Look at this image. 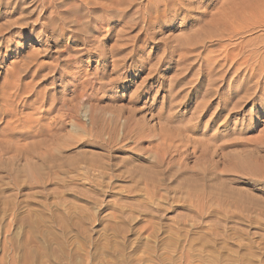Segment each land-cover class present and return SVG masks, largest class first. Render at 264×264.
<instances>
[{"label":"rangeland","instance_id":"374dc122","mask_svg":"<svg viewBox=\"0 0 264 264\" xmlns=\"http://www.w3.org/2000/svg\"><path fill=\"white\" fill-rule=\"evenodd\" d=\"M237 1L0 0V264H264V78L214 115L264 58Z\"/></svg>","mask_w":264,"mask_h":264},{"label":"bare ground","instance_id":"6f19581e","mask_svg":"<svg viewBox=\"0 0 264 264\" xmlns=\"http://www.w3.org/2000/svg\"><path fill=\"white\" fill-rule=\"evenodd\" d=\"M3 1V0H2ZM98 1V0H97ZM238 1H240V0H238ZM237 1V2H238ZM242 1V0H241ZM251 1V0H250ZM249 0L247 1H244V3L246 4V5H248V4H250L249 2H250ZM252 1H254V0H252ZM258 1V0H257ZM8 2V1H7ZM11 2V1H10ZM247 2H248V4H247ZM102 3H104V2H102ZM124 3V2H123ZM184 3V2H183ZM183 3H181V4H183ZM239 3V2H238ZM237 3V6L239 7V8H241L240 7V5ZM241 3H243V2H241ZM240 3V4H241ZM242 4L243 5V7L242 8H245L246 9V6H244L245 4ZM252 3V2H251ZM101 4V3H100ZM109 4H111V2L109 3ZM108 4V5H109ZM252 4H254V3H252ZM250 5L251 7H253V5ZM256 4V3H255ZM254 4V5H255ZM79 5V4H78ZM103 5H105L106 6V4H103ZM112 5V4H111ZM184 5V4H183ZM110 6V5H109ZM180 6H182V5H180ZM186 6V5H185ZM104 7V6H103ZM249 6H247V8H248ZM184 8V7H183ZM241 8V10L242 11H244V9H242ZM250 8V7H249ZM248 8V9H249ZM71 9V8H70ZM76 9H77V7H76ZM251 9V8H250ZM235 10V9H234ZM236 10H238V8H236ZM235 12H237V11H235ZM234 12V13H235ZM233 14V13H232ZM236 14V13H235ZM228 16V15H227ZM225 17V16H224ZM237 17V16H236ZM223 18V17H222ZM234 18H235V16H234ZM241 18V17H240ZM61 19V18H60ZM236 19V18H235ZM67 20V19H66ZM218 20V19H217ZM220 20V19H219ZM224 19H222L221 21H223ZM226 20V19H225ZM76 22V21H75ZM223 22H228L227 20L226 21H223ZM222 22V23H223ZM216 23H217V21H216ZM84 24V23H83ZM218 24V23H217ZM216 24V25H217ZM220 24V23H219ZM218 24V26H219V28H220V25ZM224 24H226V23H224ZM212 25V24H211ZM217 26V27H218ZM226 26V25H225ZM222 27V26H221ZM224 27V26H223ZM240 28V27H239ZM233 30V29H232ZM77 31V30H76ZM231 33V32H230ZM239 49H237V50H235L236 52L235 53H233V51L231 52V56H227V55H230L229 53L226 55V59H227V61H229L230 62V67H229V70H225L226 72H229V74H231L230 76H228L227 78H225L223 81L225 82V83H227L228 82V85L230 86V85H232V84H234V83H237L238 81H239V74L240 73H242V71L244 70H250V69H252V71L253 70H255L256 69V67L253 65L254 63L253 62H255V61H257V59H255V61H253L254 60V57H255V55L257 54V52L255 53V52H253L252 50V52H249V51H247L246 53L245 52H239L238 51ZM238 51V52H237ZM246 51V50H245ZM249 52V53H248ZM227 53V52H226ZM259 55H261V53L260 54H257V56H259ZM260 57V56H259ZM258 57V58H259ZM261 58H263V56H261ZM259 60V59H258ZM217 62V61H216ZM256 64H257V62H255ZM259 67H257L258 68V73L256 74H253V75H250V77L249 78H246L245 80H244V84H243V86H241L240 88H237L236 90H230L229 92H226V93H224V95H223V97L224 98H221L220 99V102H219V106H218V111H217V113L216 114H214L217 118H220L221 117V113H223V112H225L228 108H229V105H230V103L233 101V99L234 98H238L237 99V101L236 102H234L233 104H232V107L230 108V112H232V110H237V109H240L241 107H243V102L245 101V102H247L248 100H251L252 101V96H253V94H251V91L253 90L250 86H248V84L250 83V81H251V79H256V78H264V58L259 62ZM228 66V65H227ZM255 68H254V67ZM210 67V66H209ZM22 68V67H21ZM220 69V68H219ZM25 71H27V69L25 70ZM208 72V71H207ZM255 72V71H254ZM210 73V72H209ZM225 73V72H224ZM150 74V73H149ZM17 75V74H16ZM213 75V74H212ZM221 75H223L222 73H221ZM19 76V75H18ZM220 77H224V76H220ZM18 78V77H17ZM149 78H151V77H149ZM20 79V78H19ZM208 79V78H207ZM211 79H213V78H211ZM217 78H215V80H216ZM15 80H16V78H15ZM220 80H222V79H220ZM214 81V80H213ZM242 81H243V79H242ZM208 82H209V80H208ZM215 82V81H214ZM223 82V83H224ZM16 83H17V80H16ZM212 83V82H211ZM210 83V84H211ZM222 83V82H221ZM18 84V83H17ZM84 84H85V82H84ZM214 84V83H213ZM19 85V84H18ZM215 85V84H214ZM214 85H212L213 87H215ZM218 85V84H217ZM17 85H15V87H16ZM27 86V85H26ZM210 86V85H209ZM4 87V86H3ZM14 87V85H13V88H15ZM208 87V86H207ZM211 87V86H210ZM213 87H211V88H213ZM209 88V87H208ZM219 89V88H218ZM218 89H216V90H218ZM255 89V88H254ZM10 92V91H9ZM208 92V91H207ZM252 93H253V91H252ZM261 96H264V88H263V91L261 92ZM10 95V94H9ZM8 95V96H9ZM206 95V94H205ZM254 95H255V93H254ZM256 96V95H255ZM2 97V96H1ZM7 97V96H6ZM204 98V97H203ZM219 98V97H218ZM208 100V99H207ZM82 101V100H81ZM231 101V102H230ZM256 101V100H255ZM206 102V101H205ZM245 104V103H244ZM5 106H7V105H5ZM225 106V107H224ZM256 108V107H255ZM214 113V112H213ZM229 113V112H228ZM227 113V114H228ZM214 117V116H213ZM228 117V116H227ZM131 118H129L128 120H130ZM17 120V119H16ZM39 121V120H38ZM10 122V121H9ZM11 122H14V121H11ZM37 122V121H36ZM130 122V121H129ZM226 122V121H225ZM132 123V122H131ZM131 123H129V124H131ZM7 124H10V123H7ZM222 125V124H221ZM129 130V129H128ZM1 142H3V141H1ZM3 143H5V142H3ZM9 145V144H8ZM10 151V150H9ZM1 152V151H0ZM4 152V151H3ZM21 152V151H20ZM23 152V151H22ZM2 153V152H1ZM19 154H21V153H19ZM2 156V155H1ZM234 169H236V168H234Z\"/></svg>","mask_w":264,"mask_h":264}]
</instances>
